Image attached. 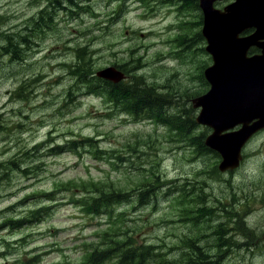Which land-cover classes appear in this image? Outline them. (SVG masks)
I'll return each mask as SVG.
<instances>
[{"label": "rangeland", "instance_id": "1", "mask_svg": "<svg viewBox=\"0 0 264 264\" xmlns=\"http://www.w3.org/2000/svg\"><path fill=\"white\" fill-rule=\"evenodd\" d=\"M79 3L71 20L55 15L45 27L46 0H0V264H85L84 246H119L103 263L114 264L124 241L154 249L149 264L179 260L187 244L226 253L220 264H264V131L228 175L217 172L214 155L189 146L202 128L171 132L173 117L208 88L202 72L211 61L194 1ZM75 65L93 74L121 67L122 84L149 88L166 106L148 114L153 120L124 124L120 101L103 81L71 74ZM108 182L128 197L108 208L110 218L83 217L69 197L81 204L83 189ZM147 187L157 197L138 207L134 192ZM41 206L48 211L40 222H5Z\"/></svg>", "mask_w": 264, "mask_h": 264}, {"label": "water", "instance_id": "2", "mask_svg": "<svg viewBox=\"0 0 264 264\" xmlns=\"http://www.w3.org/2000/svg\"><path fill=\"white\" fill-rule=\"evenodd\" d=\"M215 1L220 0H199V6L203 12L202 35L208 43L209 48L207 47V51L212 55L214 65L211 69L209 68L206 71L207 73L205 72L207 79L212 85L210 93L195 100L194 103L195 107L202 106L203 108L197 121L211 126L215 131L213 135L207 138L206 145L217 150L221 154L223 161L219 169L225 171L238 166L240 149L244 142L252 133L264 127V77H262L264 76V64H251V60H245V64L241 65L230 56L221 54L220 51L222 46H234L240 42L249 41L250 44L242 54L245 59V54L249 46L254 44L261 46L257 43V39L253 38L263 30L262 21L257 20V18L261 19V15H254L249 5L261 7L262 0H236L233 4L225 7L223 12L213 8V3ZM252 27L257 28L253 36L243 39L238 38L241 32ZM260 38L264 39V36ZM260 58L261 57H256L255 59ZM221 68H223V70L220 72ZM98 76L113 82H118L123 78V76L113 68H108L98 73ZM249 79H251V82ZM242 87H244V89ZM236 97L242 100H235L234 98ZM209 98L212 99L209 100ZM220 100L223 102H220ZM214 103L217 105L216 108H214ZM227 104L230 105L228 106ZM206 105H208L209 108L206 107ZM212 111L215 112L212 113ZM250 111L252 112L251 114L249 113ZM226 119H228V121ZM254 120L256 121L251 124ZM230 121H233V123L226 127H220L224 122L228 123ZM236 124H242V129L240 131L221 135L223 131L233 128Z\"/></svg>", "mask_w": 264, "mask_h": 264}, {"label": "trees", "instance_id": "3", "mask_svg": "<svg viewBox=\"0 0 264 264\" xmlns=\"http://www.w3.org/2000/svg\"><path fill=\"white\" fill-rule=\"evenodd\" d=\"M71 74L78 78H83L85 81H87V78L89 76H92V72H88V70H82L80 66L75 65L73 67V70L71 71ZM105 83V93L108 96L110 100H113L114 98L122 99V96L129 92L130 89H132V95L131 99L133 100V105L131 109L135 112L141 110V107H143L146 103H148V98L145 97L146 90L140 89L138 91L135 87H128L124 84H117L113 85L108 82ZM94 92H97V90H93ZM91 89L89 92H93ZM66 148L68 145H74L71 143H66ZM62 147H56L55 150L60 151ZM17 170H20L23 172L19 167H16ZM67 185H71V183H68ZM62 187V192H67L69 188H67L65 185H60ZM92 190L85 192L84 189L82 192L86 195L85 200L82 204L89 207L90 212L92 213H99L101 211L107 212L109 214L108 206L111 204V202L117 201L120 198H122V195L119 193L120 189H118L116 186H114L112 183L108 182L107 188H101L95 184H92L91 186ZM70 191V190H69ZM151 191H145L141 192L139 194V202L140 204H146L149 200V194ZM45 209H39L36 211H32L29 213L30 217L28 215L24 218V221H34L38 218H40ZM30 218V220H29ZM5 222H9L17 227L22 226L24 222L22 223L19 220H8ZM125 244H127L129 247H127L117 264H149L151 251L150 248L145 246H137L136 244L131 243L130 241H125ZM186 251L182 254L181 258L177 261H167V260H161L159 262H155L154 264H220L221 261L227 257V254H220L219 251H215L214 253H211L210 251H205L203 248L198 247L194 244H187L185 247ZM110 252L108 250L97 252L96 249H92L90 253L87 256V260H89L88 264H102L103 262L108 260Z\"/></svg>", "mask_w": 264, "mask_h": 264}, {"label": "flooded vegetation", "instance_id": "4", "mask_svg": "<svg viewBox=\"0 0 264 264\" xmlns=\"http://www.w3.org/2000/svg\"><path fill=\"white\" fill-rule=\"evenodd\" d=\"M48 6L52 13L72 16L74 9L79 8V0H48Z\"/></svg>", "mask_w": 264, "mask_h": 264}]
</instances>
